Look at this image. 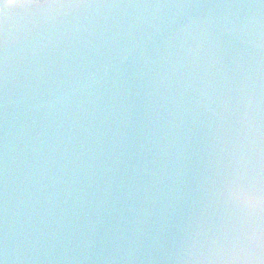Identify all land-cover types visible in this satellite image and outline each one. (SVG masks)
Instances as JSON below:
<instances>
[{"label": "water", "instance_id": "1", "mask_svg": "<svg viewBox=\"0 0 264 264\" xmlns=\"http://www.w3.org/2000/svg\"><path fill=\"white\" fill-rule=\"evenodd\" d=\"M75 2L0 14V261L244 264L264 0Z\"/></svg>", "mask_w": 264, "mask_h": 264}, {"label": "clouds", "instance_id": "2", "mask_svg": "<svg viewBox=\"0 0 264 264\" xmlns=\"http://www.w3.org/2000/svg\"><path fill=\"white\" fill-rule=\"evenodd\" d=\"M5 8L15 9V0H7ZM250 194L256 202L255 207L251 210L243 209L254 221L247 233L250 247L243 254L234 256V259L242 260L244 264H264V190L251 185Z\"/></svg>", "mask_w": 264, "mask_h": 264}, {"label": "snow or ice", "instance_id": "3", "mask_svg": "<svg viewBox=\"0 0 264 264\" xmlns=\"http://www.w3.org/2000/svg\"><path fill=\"white\" fill-rule=\"evenodd\" d=\"M64 0H16L15 2V9H25V8H34L39 6H45V5H55L57 3H63ZM69 3H71V0H68ZM83 0H76L75 3H72V6H81ZM7 3V0H0V14L6 15V8L5 4ZM250 188L249 186L244 185H234L230 188L229 195L233 201L234 204H236L238 207L244 209L247 208L248 210H251L255 207V200L250 194ZM264 190V188H261ZM247 239V236H246Z\"/></svg>", "mask_w": 264, "mask_h": 264}]
</instances>
